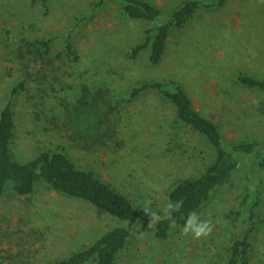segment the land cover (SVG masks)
<instances>
[{"label":"rangeland","instance_id":"374dc122","mask_svg":"<svg viewBox=\"0 0 264 264\" xmlns=\"http://www.w3.org/2000/svg\"><path fill=\"white\" fill-rule=\"evenodd\" d=\"M147 1L159 7L163 20L182 0ZM94 3H99L95 10ZM146 27L143 21L121 18L117 0H0V100L27 67V72L38 70L42 80L28 79L15 102L14 158L24 160L41 148L65 145L77 165L95 171L137 206L151 201L150 211L161 215L172 184L198 175L212 151L200 135L175 124L172 107L156 93L145 92L131 103L122 99L142 81L173 80L186 90L194 108L217 124L226 143L257 140L264 145V93L237 86L234 80L238 72L264 77V0L203 7L184 28L171 32L157 66L147 63V51L134 60L125 56ZM53 36L58 38L51 56L63 51L62 38L69 37L79 61L64 58L42 65L16 58L23 38ZM39 83L45 94L38 92ZM86 88L90 97L104 88L110 96L108 105L99 102V110L108 112L112 137L92 151L70 144V131L57 121L65 106L77 105ZM263 155L264 149L252 155L249 167ZM253 176L261 184L248 234L249 259L250 264H264V170ZM243 184V177L236 176L197 213L212 221L207 236L193 238L176 229L158 241L149 231H133L116 264H222L229 243L247 229L235 214ZM116 224L122 223L43 185L29 197L8 190L0 199V264H46Z\"/></svg>","mask_w":264,"mask_h":264},{"label":"trees","instance_id":"16d2710c","mask_svg":"<svg viewBox=\"0 0 264 264\" xmlns=\"http://www.w3.org/2000/svg\"><path fill=\"white\" fill-rule=\"evenodd\" d=\"M117 1L121 18L140 20L149 24V27L143 29L140 41L131 44L125 56L134 60L142 52L147 51V63L157 66L163 58L172 31L184 28L203 7L219 8L227 0H216L213 3L182 0L163 20L159 7L147 0ZM98 4L94 3L92 6L94 10ZM3 36H0V40ZM56 38L58 36L33 40L23 38L22 44L17 47L16 58L20 63H25L27 58L34 64L42 65H52L55 60L63 61L64 58L73 63L78 62L79 57L69 37L62 38L63 51L51 56L50 49ZM27 69L24 76L16 80L0 100V199L8 190L17 196L29 197L35 193L37 187L43 185L65 197L85 201L101 213L122 223L105 229L88 244L46 264H116L119 255L126 249L133 231L137 235L149 231L153 239L167 240L176 229H181L189 213H198L216 190L230 186L238 175L244 179V193L235 214L242 217L247 229L244 235L233 238L229 243L222 264H250L249 253L252 244L248 234L254 225L261 184L253 174L257 170H264V155L250 167L249 160L260 149H264V145L261 144L263 142L248 140L226 143L217 124L194 108L188 93L178 82L152 80L132 86L122 101L131 103L145 92L156 93L172 107L175 124L188 127L200 135L212 151V158L198 175L178 179L167 191L166 204L181 203L179 211L172 214L175 225L167 218L151 225L150 217L143 211V207L135 205L124 193L103 180L95 171L77 165L66 151L65 145L59 144L55 149L41 148L34 156L24 160L14 158L12 143L16 128L15 102L25 90L28 79L34 82L42 80L38 70L27 72ZM234 80L237 86L264 93V77L238 72ZM39 84L42 89L40 88L38 92L43 94L45 89L42 83ZM90 93L91 91L86 88L77 105L72 108L65 106L61 111L62 116L57 120L61 129L70 131L68 137L70 144H76V147L86 151L100 148L112 137L108 112L99 110V106L103 104L99 102L103 101L106 104L110 98L107 97L108 90L98 89L91 97ZM37 115L40 116V113Z\"/></svg>","mask_w":264,"mask_h":264},{"label":"clouds","instance_id":"9594fccd","mask_svg":"<svg viewBox=\"0 0 264 264\" xmlns=\"http://www.w3.org/2000/svg\"><path fill=\"white\" fill-rule=\"evenodd\" d=\"M150 204L151 201H146L143 207V211L147 212L150 217L149 224L155 225L157 222L167 218L173 223V225H175V221L172 219V214L179 211L181 207L180 202L167 203L163 209V216L155 211H150ZM211 227L212 221L210 219H201L197 213L192 212L184 219V224L182 225L181 230L184 234L191 233L193 238H200L202 236H207L211 231Z\"/></svg>","mask_w":264,"mask_h":264}]
</instances>
